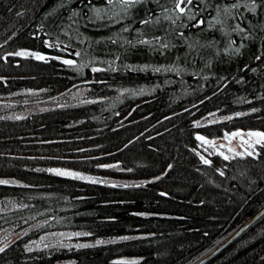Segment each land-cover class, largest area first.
Segmentation results:
<instances>
[{
    "label": "trees",
    "instance_id": "obj_1",
    "mask_svg": "<svg viewBox=\"0 0 264 264\" xmlns=\"http://www.w3.org/2000/svg\"><path fill=\"white\" fill-rule=\"evenodd\" d=\"M246 3L0 0V96L51 103L0 108V264H196L264 207V143L205 163L196 136L264 131V12ZM65 229L125 237L27 246ZM204 264H264V214Z\"/></svg>",
    "mask_w": 264,
    "mask_h": 264
},
{
    "label": "rangeland",
    "instance_id": "obj_2",
    "mask_svg": "<svg viewBox=\"0 0 264 264\" xmlns=\"http://www.w3.org/2000/svg\"><path fill=\"white\" fill-rule=\"evenodd\" d=\"M35 55L39 57L45 56L39 53ZM35 93H36L35 91L23 90V91L8 95L5 98L3 96H0V108L2 107L4 109H9L11 104L13 103L17 104L18 102H22L23 105L26 104V106H24L26 110H35L36 108H39V107L42 108V106H47L51 104L50 101L49 102H46V101L38 102L32 105L25 103V102H28L30 100L31 95H34ZM77 93L78 91L71 93L72 94L71 97L72 98L76 97ZM18 112L19 111H16L15 114H17ZM7 113L10 114L11 111L7 110ZM249 133H264V131L254 130V129L245 130L244 128V129L233 130L231 132L225 133L224 135L218 136V137H208L201 133H197L196 136L197 138L202 137V139H198L201 150L202 152H204L202 153V157L203 159L208 160L209 157L206 153L208 154L217 153V154L224 156V158L225 157L228 158L232 156H246V155H249L248 153H252V155H256L257 145L264 143V137L256 136V135H248ZM47 170L53 173L55 172L51 170L69 172V173H72V175H68L69 177H74V178L84 177V180H88V181H105V182L108 181V179H103L101 177L94 176V175H91V174H88L82 171L70 169V168L50 167ZM0 181L10 182V179H4V180L0 179ZM27 231H23L20 235L27 233ZM77 233H80L81 235L77 236L76 235ZM86 234L87 232L83 230H69V229L60 230L59 232L58 231L46 232L42 234L40 237L31 238L27 246L28 248H41V247H48V246L61 245V244L80 246V245L97 244V241L105 242V241L125 237V236L123 237L120 236V237H110V238H102V239L96 238L94 240L80 238ZM3 245H0V248H2ZM133 258L137 259L139 257L134 256ZM69 262L70 261L67 260L60 264H66Z\"/></svg>",
    "mask_w": 264,
    "mask_h": 264
},
{
    "label": "snow or ice",
    "instance_id": "obj_3",
    "mask_svg": "<svg viewBox=\"0 0 264 264\" xmlns=\"http://www.w3.org/2000/svg\"><path fill=\"white\" fill-rule=\"evenodd\" d=\"M88 2H89V4H91V0H88ZM142 2H145V0H106V3L108 5H112L113 7H115L117 4L120 5L122 11L127 10L128 8L135 6L137 3H142ZM157 2H159V0H157ZM170 2L173 5V10L174 11H176L179 14H185L187 6L191 5L193 3V0H170ZM181 5H184V7H181ZM85 6H87V5H85ZM245 6L248 7L250 11H253V12H255L258 8L261 9L262 12H264V0H251V4L249 5V4L246 3ZM230 7L231 8H239L240 4L237 3V2H234V3L231 4ZM94 11L97 13V15H99L103 11V9L94 7ZM165 11H168V10L165 9ZM221 11H223L225 14H228L229 11H230V8L229 7H224V8L221 9L219 6H217V12L219 13ZM74 15H75V13H74ZM165 18L169 19V20H172L171 16H166ZM176 18L178 19L179 16H177ZM189 19H195V17L194 16H189ZM141 22L142 23H149L150 21L149 20H144V21H141ZM216 22L220 23L221 21L219 19H217ZM203 23H205V21L204 20H200L197 23V25H195V26H199L200 24H203ZM236 28L239 29L240 31H243V29H240L239 25H237ZM125 30H127V29H125ZM158 40H159L158 37H154L153 40H140L139 43L151 45L153 43V41H158ZM160 47L167 48L168 45L166 43H162V44H160ZM237 51H238V49H237ZM25 54L26 53H24V52H16L15 53V55H17V56H23ZM37 58L38 59H43V57H39V56ZM64 63L72 64L73 62L69 61V60H65ZM92 71L95 72V71H98V69L93 68ZM227 119H231V117H228ZM233 135H235V134H233ZM248 135H256V136L264 137V133H249ZM198 139H202V137H198ZM248 154L252 155V153H248ZM225 159H227V157H225ZM204 162L208 163L207 160H205ZM169 167H171V166H169ZM51 171H54L57 175H62V176L72 175V173L62 172V171H59V170H51ZM222 174L223 173H221V175ZM79 178L84 179V177H79ZM0 183H8V182L7 181H0ZM76 235L79 236L81 234L77 233ZM97 243H103V242L102 241H97ZM80 247H89V245H80ZM3 250H4L3 248H0V251H3Z\"/></svg>",
    "mask_w": 264,
    "mask_h": 264
},
{
    "label": "water",
    "instance_id": "obj_4",
    "mask_svg": "<svg viewBox=\"0 0 264 264\" xmlns=\"http://www.w3.org/2000/svg\"><path fill=\"white\" fill-rule=\"evenodd\" d=\"M262 214H264V207H262L259 212H256L253 216H251L249 218V220H247L240 228L239 230H237L233 235H231L230 237H228V239L226 241H224L222 244L218 245V247L216 249H214L211 253H209L207 256H205L202 260H200L198 263L196 264H204L206 263L208 260H210L212 257H214L217 253L219 254V252L221 250H223L226 246H228L231 242H233L237 237H239L241 235V233L243 231H245V229H247L252 222H254L256 219H258Z\"/></svg>",
    "mask_w": 264,
    "mask_h": 264
}]
</instances>
